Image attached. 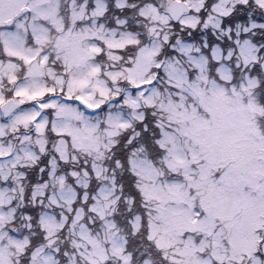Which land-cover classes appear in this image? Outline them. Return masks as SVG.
<instances>
[{
	"label": "snow or ice",
	"instance_id": "1",
	"mask_svg": "<svg viewBox=\"0 0 264 264\" xmlns=\"http://www.w3.org/2000/svg\"><path fill=\"white\" fill-rule=\"evenodd\" d=\"M0 264H264V0H0Z\"/></svg>",
	"mask_w": 264,
	"mask_h": 264
}]
</instances>
